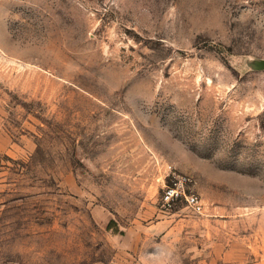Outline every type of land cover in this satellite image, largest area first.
I'll use <instances>...</instances> for the list:
<instances>
[{"label": "rangeland", "instance_id": "rangeland-1", "mask_svg": "<svg viewBox=\"0 0 264 264\" xmlns=\"http://www.w3.org/2000/svg\"><path fill=\"white\" fill-rule=\"evenodd\" d=\"M247 58L264 0H0V264H264Z\"/></svg>", "mask_w": 264, "mask_h": 264}, {"label": "built area", "instance_id": "built-area-1", "mask_svg": "<svg viewBox=\"0 0 264 264\" xmlns=\"http://www.w3.org/2000/svg\"><path fill=\"white\" fill-rule=\"evenodd\" d=\"M169 180L164 183L162 206L171 211L177 205L183 204L194 212L204 211V203L199 194L193 190L192 179L184 174L169 173Z\"/></svg>", "mask_w": 264, "mask_h": 264}, {"label": "water", "instance_id": "water-1", "mask_svg": "<svg viewBox=\"0 0 264 264\" xmlns=\"http://www.w3.org/2000/svg\"><path fill=\"white\" fill-rule=\"evenodd\" d=\"M246 64L253 70H264V58H247Z\"/></svg>", "mask_w": 264, "mask_h": 264}]
</instances>
